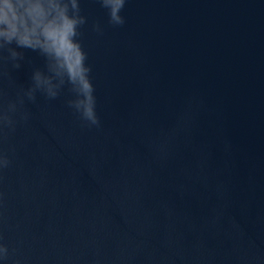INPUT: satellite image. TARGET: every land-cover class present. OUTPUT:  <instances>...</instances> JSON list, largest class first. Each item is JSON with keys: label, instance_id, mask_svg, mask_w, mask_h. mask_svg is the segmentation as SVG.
Masks as SVG:
<instances>
[{"label": "water", "instance_id": "water-1", "mask_svg": "<svg viewBox=\"0 0 264 264\" xmlns=\"http://www.w3.org/2000/svg\"><path fill=\"white\" fill-rule=\"evenodd\" d=\"M81 8L101 123L69 85L24 98L0 134V264H264V0H127L122 26ZM18 50L5 107L45 67Z\"/></svg>", "mask_w": 264, "mask_h": 264}, {"label": "clouds", "instance_id": "clouds-1", "mask_svg": "<svg viewBox=\"0 0 264 264\" xmlns=\"http://www.w3.org/2000/svg\"><path fill=\"white\" fill-rule=\"evenodd\" d=\"M108 10L109 23L113 26L125 24L121 15L127 0H98ZM87 16L82 14L81 0H0V59L12 61L17 69L25 53L18 49L38 52L45 60L43 69L37 68L32 74V85L23 90L18 100L9 101L7 106L0 104V134L6 136L5 129L14 131L19 106L24 98L35 102L37 92L49 100L57 98L65 85L75 98L68 101L70 108L79 114L87 126H100L96 111L95 87L86 63L85 52L79 37L81 28L87 24ZM95 31L103 29L99 23ZM15 45V47H13ZM7 51L8 55L2 53ZM4 93L0 91V97ZM28 119V113H20ZM9 160L0 155V165L7 166ZM7 247L0 245V259L6 258Z\"/></svg>", "mask_w": 264, "mask_h": 264}]
</instances>
